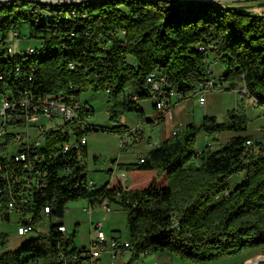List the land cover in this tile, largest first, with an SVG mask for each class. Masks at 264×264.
Masks as SVG:
<instances>
[{
    "label": "trees",
    "instance_id": "16d2710c",
    "mask_svg": "<svg viewBox=\"0 0 264 264\" xmlns=\"http://www.w3.org/2000/svg\"><path fill=\"white\" fill-rule=\"evenodd\" d=\"M20 20L40 45L34 54L7 55ZM209 54L225 67L221 84L234 88L240 83L256 106L264 108V13L253 15L239 4L209 0L0 2V92L5 84L76 99L85 90L103 91L115 123L126 113L143 114L139 101L151 99L147 77L154 71L164 74L183 100L197 95L198 86L212 78ZM92 125L93 131L105 130ZM127 129L117 125L107 130L118 134ZM209 131L237 134L217 149L205 146L198 153L197 138ZM246 131L247 120L240 114H230L227 122L209 116L199 126L188 122L144 154V162L119 164L127 185L108 180L93 189L84 186L90 177L85 165L76 164L70 154L56 153L61 133H45L43 151H55L43 162L47 186L31 195L29 208L36 224L49 206V230L13 251L3 250L7 237L0 234V264H63L60 252L76 251L75 232L67 245L58 226L68 202L79 198L91 206L106 198L125 211L130 258L124 264H134L145 250L204 264L264 248V133L256 138ZM248 139L262 147L247 149ZM67 168L70 172H63ZM239 174L242 179L232 186L230 178ZM7 200L8 189L0 184V216L5 220Z\"/></svg>",
    "mask_w": 264,
    "mask_h": 264
},
{
    "label": "built area",
    "instance_id": "2783aa9c",
    "mask_svg": "<svg viewBox=\"0 0 264 264\" xmlns=\"http://www.w3.org/2000/svg\"><path fill=\"white\" fill-rule=\"evenodd\" d=\"M44 15L52 14L45 12ZM11 36L24 39V36L20 37L16 31L11 33L10 38ZM10 38L6 46L7 55L10 52H15L12 43L9 42ZM36 50V46H29L21 47L16 52ZM69 68L73 69L74 64L70 63ZM29 79L31 80V78ZM147 81L151 85L150 93L154 110V116L149 126L159 129L165 117L183 100V96L180 92L171 89L166 76L160 71L152 72L147 77ZM18 87L13 89L5 84L3 92H0V184L3 185V189H8L7 212L15 211L20 214L21 223L17 227V234L25 235L36 228V224L33 222L34 214L29 208L31 195L36 190L47 186V169L44 168L43 162L51 158L55 151H43L46 146L45 133L60 132L62 141L60 145H57L56 153L58 155L70 154L76 164L87 167V134L94 130V126L89 121L93 111L91 104L83 103L79 99L65 94L51 97L34 93L25 87ZM221 87V82L214 78L202 82L196 91L199 102H205L207 92L221 89ZM178 129L179 127L173 129L171 135ZM143 135L144 130L139 126L121 131L117 134L119 150H128L132 145L141 142ZM205 135L207 136L206 146L209 147H212L214 140L219 137V133L213 131H209ZM159 144L160 141L151 140L148 142L151 148L158 147ZM262 144L258 145L251 139L245 142L247 149L254 151L259 150ZM52 147L49 146V148ZM200 152L198 150V153ZM142 162H144V155H140L135 163ZM192 163L196 167L199 165L197 155L192 158ZM63 172L68 173L70 169H64ZM242 177L241 174L231 177V185L240 181ZM109 179H116L121 185L127 181L125 170L116 161H112L110 166ZM84 186L93 189L95 182L91 177H87ZM14 189L17 191L14 192ZM99 204L103 210L111 211V203L106 198ZM91 208L90 205L87 209L88 214H91ZM24 209L25 213H23ZM49 212V206H44L40 218L42 219L43 215L48 217ZM92 229L94 237L91 247L78 248L76 246V251L70 254H66L65 251L60 252L63 264H97L102 254L109 253L115 257L117 254L126 252L130 246L129 240L122 242L119 237L114 235L108 238L102 231L101 223L92 224ZM58 230L63 234L65 244L73 243L64 223L58 226ZM148 255L147 250L142 253V257Z\"/></svg>",
    "mask_w": 264,
    "mask_h": 264
},
{
    "label": "rangeland",
    "instance_id": "374dc122",
    "mask_svg": "<svg viewBox=\"0 0 264 264\" xmlns=\"http://www.w3.org/2000/svg\"><path fill=\"white\" fill-rule=\"evenodd\" d=\"M212 3L222 2L225 4H239L244 6L253 15H261L264 13V0H209ZM20 35H25L24 39L15 38L11 36L10 41L13 45L14 54L19 48H27L29 46L40 45L39 40L31 39V28L23 21L20 20L18 25L14 28ZM208 68L213 73L214 80L220 81L219 78L225 72L224 65L209 54L207 57ZM234 88L229 87L228 82L222 84L221 89L209 91L206 94V103L201 104L198 100V95L189 97L181 103L183 108L182 115L176 119V125L180 127L186 123L191 122L195 125H200L205 116L215 117L218 122H227L230 120V114L244 115L247 120V134H251L256 138H260L264 133V108L258 107L255 101L246 93L240 83H237ZM80 101L89 103L94 108V113L90 115L89 121L95 123L99 128L105 130L91 131L87 134V168L92 177H97V181H103L104 176L94 173V160L96 159L97 166L101 168H109L112 160L117 157L119 150V140L116 135L109 132L107 129L117 125H134L139 118L144 117V114L138 115L136 113H126L122 116L119 123L110 121L106 99L107 95L103 91L85 90L79 95ZM152 103L151 99L146 98L139 101L141 107H148ZM181 119V120H180ZM180 121V122H178ZM161 127V126H160ZM150 128L145 126L144 136L148 138ZM155 137L153 141H159L160 131L158 128H153ZM235 132L226 131L219 134L217 141H214L212 148L217 149L220 145L225 144L228 138L236 135ZM157 137V138H156ZM207 136L200 134L197 138L196 147L198 150H203L206 146ZM132 145L128 150L120 151L122 161L136 162L138 159V151L149 150L151 147L146 148L145 143H140L134 147ZM89 202L85 198H79L75 201H70L67 204L66 211L61 221L67 228V233L72 234L75 232L74 245L78 248L91 247V241L94 237L92 224L101 223L102 231L110 238L112 235L119 237L122 242L129 240L127 229V216L125 211L115 203H111V211L107 212L102 209L99 203H94L91 208V214L87 213ZM21 223V217L18 212H10L9 220H5L0 216V234L6 235L7 242L4 246V251L18 250L21 246L30 240H34L39 234H46L49 230L50 220L47 216L43 215L42 219L36 223V228L26 233L25 235L17 234V227ZM102 254V264H124L130 258V252L124 256L120 254L116 257ZM144 259V258H143ZM143 259H139L134 264H146L155 262L157 259L159 264H192L182 262L175 256H170L160 252H152L145 263ZM264 264V248H248L238 254L231 256H223L204 264Z\"/></svg>",
    "mask_w": 264,
    "mask_h": 264
},
{
    "label": "crops",
    "instance_id": "0c3cea01",
    "mask_svg": "<svg viewBox=\"0 0 264 264\" xmlns=\"http://www.w3.org/2000/svg\"><path fill=\"white\" fill-rule=\"evenodd\" d=\"M212 72V71H211ZM222 76V75H221ZM220 76V77H221ZM211 77L212 78H214L213 77V73H212V75H211ZM105 93V92H104ZM79 100H80V98H79ZM206 101H207V98H206V100H205V102H203V103H206ZM182 102H184V100H182L180 103H178L174 108H173V110L165 117V119H164V121L162 122V125H161V127L159 128V131H160V137H158V139H159V141L161 142L163 139H165V138H168V137H170L171 136V132H172V130L173 129H175L176 127H179V126H177L176 124V118L178 117V116H180V115H182V113H183V108L181 107V103ZM87 103V102H86ZM203 103H201V104H203ZM142 109H143V114H144V117H140L139 118V120L134 124V125H132V126H128V128H132V127H137V126H139V127H141L144 131H145V126H148L149 128H150V133H148L149 135H148V138H145V136L143 135V139H142V141L141 142H139V143H137V144H135V146L134 147H136V146H138L140 143H145V147L146 148H148L149 149V145H148V142H150L151 140H154V137L156 136L155 135V132H154V130H152L153 128H151L150 126H149V124L151 123V120H152V118H153V116H154V110H153V105H152V103L150 104V106L148 107V109L146 108V107H142ZM181 120V119H180ZM178 122H180V121H178ZM92 124H94L95 125V123H92ZM113 135H116V137L118 138V136H117V134H115V133H112ZM157 138V137H156ZM229 139V138H228ZM199 147H197V149H198ZM150 150V149H149ZM149 150H147V151H145V150H140V151H138V156H140V155H144V154H146ZM120 155H122V153L120 152V151H118V153H117V157L116 158H114L112 161H116L118 164H131V163H134V161H132V162H128V161H122L121 160V157H120ZM94 169H93V171H94V173H98V175H100V176H104L105 177V179L103 180V181H100V182H98L96 179H97V177L95 178V177H92L91 175H90V172H89V176L94 180V182L97 184V185H101V184H103L104 182H106V181H108V180H110L109 179V170H110V167L109 168H101V167H98L97 166V162H96V159L94 160ZM114 180H116V179H114ZM117 181V180H116ZM128 184V178H127V181L123 184V186H125V185H127ZM127 252H129V251H126V252H122V253H120V255L121 256H124ZM108 255H110L109 253H107ZM107 254H105V255H107ZM152 253H150L148 256H150ZM117 255H119V254H117ZM116 255V256H117ZM111 256V255H110ZM115 256V257H116ZM148 256H146V257H142V259H143V263H145V261L144 260H146V258H148ZM103 255L100 257V259L98 260V262H97V264H102V261H103ZM153 261H155L157 264H159L158 263V260L157 259H153ZM152 262V261H151ZM151 262H149V263H146V264H152ZM154 262V263H155Z\"/></svg>",
    "mask_w": 264,
    "mask_h": 264
},
{
    "label": "bare ground",
    "instance_id": "6f19581e",
    "mask_svg": "<svg viewBox=\"0 0 264 264\" xmlns=\"http://www.w3.org/2000/svg\"><path fill=\"white\" fill-rule=\"evenodd\" d=\"M8 0H0V2H7ZM41 1H63V0H41ZM66 1V0H65ZM67 1H71V0H67ZM73 1V0H72ZM77 1V0H74ZM35 51H30V52H21L20 54L26 53V54H34ZM14 52H10V54H13Z\"/></svg>",
    "mask_w": 264,
    "mask_h": 264
}]
</instances>
